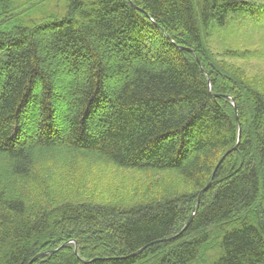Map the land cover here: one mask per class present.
<instances>
[{
	"label": "trees",
	"instance_id": "16d2710c",
	"mask_svg": "<svg viewBox=\"0 0 264 264\" xmlns=\"http://www.w3.org/2000/svg\"><path fill=\"white\" fill-rule=\"evenodd\" d=\"M235 15L264 5L0 0V264H264V81L209 46ZM80 159L149 197L31 204Z\"/></svg>",
	"mask_w": 264,
	"mask_h": 264
},
{
	"label": "rangeland",
	"instance_id": "374dc122",
	"mask_svg": "<svg viewBox=\"0 0 264 264\" xmlns=\"http://www.w3.org/2000/svg\"><path fill=\"white\" fill-rule=\"evenodd\" d=\"M246 1L257 6L264 5V0ZM247 17L232 16L225 28L212 30L209 46L218 58H224L264 81V21L258 22L260 26H254ZM39 168L40 166L37 167ZM53 177H58L55 183L63 178V184L58 186V189H53V186L45 188L28 185L25 192L33 197L32 205L39 202L41 195L46 196L47 202L54 199L52 204L77 196L82 199L93 196L95 201L123 199L134 204L146 200L150 194L147 186L151 181L149 177L133 171L120 170L106 163L76 160L66 163L61 169H52L47 179L52 180ZM160 180L166 182L163 186L176 183L165 174L160 175ZM159 187L160 185L156 186L154 191Z\"/></svg>",
	"mask_w": 264,
	"mask_h": 264
},
{
	"label": "water",
	"instance_id": "95a60500",
	"mask_svg": "<svg viewBox=\"0 0 264 264\" xmlns=\"http://www.w3.org/2000/svg\"><path fill=\"white\" fill-rule=\"evenodd\" d=\"M234 105H235V108H236V110H237V106H236L235 102H234ZM237 111H238V110H237ZM238 118H239V116L237 115V119H238ZM241 131H242V130H241V128H240V130H239V141H240V139H241ZM237 147H238V145H236L232 150L237 149ZM232 150H230L229 152H231ZM225 156H226V155H225ZM211 183H212V181L208 184V186H207L204 190L208 189ZM204 190H203V191H204ZM203 191L200 192L198 202L200 201V198H201V195H202ZM192 218H193V215L191 216V218L189 219V221L187 222V224L184 226V228L181 230V232L178 233L176 236L180 235L181 233H183V232L187 229V227L189 226V224H190L191 221H192ZM63 246H64V245H63ZM59 249H60V247H59L58 249L53 250V252H56V251H58ZM43 254H45V253H40V254H38V255H37V256L31 261V263H33L36 259H38V258H39L41 255H43Z\"/></svg>",
	"mask_w": 264,
	"mask_h": 264
}]
</instances>
